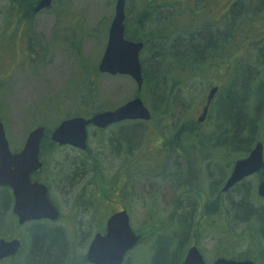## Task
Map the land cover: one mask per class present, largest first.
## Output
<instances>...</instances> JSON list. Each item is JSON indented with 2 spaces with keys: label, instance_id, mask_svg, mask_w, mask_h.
<instances>
[{
  "label": "rangeland",
  "instance_id": "obj_1",
  "mask_svg": "<svg viewBox=\"0 0 264 264\" xmlns=\"http://www.w3.org/2000/svg\"><path fill=\"white\" fill-rule=\"evenodd\" d=\"M147 1L152 0H126L128 27ZM231 1L195 0L186 8L156 10L152 20L137 30L141 36L161 25L168 37L175 38L201 25L216 27L220 38L225 34V44L218 38L213 49L208 47L207 58L196 62L194 72L167 73L169 87L161 94L154 79L138 90L128 76L97 71L116 0H53L26 21L20 20L12 0H0V121L11 152L22 149L28 133L38 126L44 127L48 138L65 119L114 110L136 97L151 115L147 121H122L104 129L89 126L85 151L45 147L38 176L59 217L42 222L45 230L65 232L69 241L65 259L58 264H79L89 242L86 231H103L108 212L121 206L127 210L130 227L143 233L142 242L122 264H152L157 236L156 264H180L191 245L206 264L231 256H248L255 264H264V224L234 221L231 207L244 188L250 203L264 211L256 194L264 170L244 179L238 191H223L234 162L245 156L237 146L223 143L228 133L217 124V113L210 106L204 120L196 121L212 87L224 90L248 69L264 73L258 57V48L264 47V0H244L234 17L229 13L236 2ZM159 44L164 72L174 58L167 53L169 39ZM145 53L143 49L140 57ZM238 85L234 86L239 89ZM249 92L237 95L242 94L250 118L255 116L256 142L262 143L264 156V104L254 112L255 99ZM181 124L192 125L193 131L177 133ZM31 228L30 223L17 224L9 206H0V238L22 240L16 264L30 262Z\"/></svg>",
  "mask_w": 264,
  "mask_h": 264
},
{
  "label": "water",
  "instance_id": "obj_2",
  "mask_svg": "<svg viewBox=\"0 0 264 264\" xmlns=\"http://www.w3.org/2000/svg\"><path fill=\"white\" fill-rule=\"evenodd\" d=\"M52 0H39L33 12L37 13L48 8ZM124 5L125 0H116L114 15L111 20L107 42L102 57L97 66L99 73L109 75H124L131 78L138 90L142 85L139 53L142 42L124 38ZM213 87L202 108L198 122H202L207 114L208 106L216 93ZM150 113L138 97L126 102L114 110L98 112L89 118L72 117L65 119L51 132L52 142L62 146L68 145L79 150H86L87 131L91 125L104 129L112 124L126 120H148ZM44 134V128L38 126L28 133L23 148L17 153H11L5 137L3 124L0 122V186H8L14 195L13 214L17 222L23 224L30 220L50 219L58 217L56 208L47 197L45 186L31 183L30 174L41 168L38 160L39 142ZM264 169L263 147L256 143L247 157L236 160L232 171L224 183L223 191H227L244 178ZM257 195L264 200V179L257 186ZM107 233L96 235L88 250V261L93 264H120L124 254L138 240L132 233L128 217L124 211L111 216L106 222ZM17 239H0V261L14 256L19 249ZM182 264H205L196 246H191ZM212 264H255L250 259L234 260L218 258Z\"/></svg>",
  "mask_w": 264,
  "mask_h": 264
},
{
  "label": "trees",
  "instance_id": "obj_3",
  "mask_svg": "<svg viewBox=\"0 0 264 264\" xmlns=\"http://www.w3.org/2000/svg\"><path fill=\"white\" fill-rule=\"evenodd\" d=\"M37 2L38 0H12L15 12L19 14L20 20L23 21H26L31 18L33 14L32 9ZM237 2L238 3L231 6L229 13L231 16H233L236 10L240 8L241 5H243L244 0H237ZM182 4L183 3H179V1L173 0H152L150 2L147 1V3L145 2L139 14L137 16L135 15V17L130 21L132 25L136 27L135 29H132L134 31L133 34H130V30L133 26L131 28L128 27L127 19L125 20V37L133 41H142L144 44L143 49L147 51V53L143 54V56L140 57L143 83L154 79V86L157 87L155 89L159 88V93L161 94L167 90L168 85H166L165 83V77L167 73L173 72V70L180 72L184 71L185 69H188L190 73L191 71L194 72V66L197 65L196 62L200 61L202 63L203 61H205V59L207 58L205 53L206 49L208 47L210 49H213L215 44L217 45V39L220 38L218 37L219 31H215L216 27H214L215 29L213 27H203L201 32L197 34H192L190 39L186 38L184 39V41H175V43L169 44L167 53L168 55H172L174 59L171 60L168 58L172 66L169 67L170 69H167L166 71L162 72L160 66L162 62V57H159L162 55H160L159 53L161 46L159 44V41L164 42L165 40L167 41L171 38H182V36H180V34H177V37L175 38L173 36L168 37V35H166L165 33V27L161 25L155 26V31L148 34L144 33L141 36H139L137 30H140L142 24H145L152 20L151 15L153 16L152 13H154L153 8L157 10L168 8L167 11L170 12V8L177 7L181 9V6H183V8H186V6L188 5V3L186 2L183 5ZM169 17L170 16L168 15L167 18ZM224 37L225 34L223 33V36H221L220 38V43L222 41V44H225L226 42ZM152 40L157 41L151 42V44H149V41ZM263 45L264 43L261 44V46ZM258 49L260 50V52L258 53V57L262 59L259 63L262 67H264V47H259ZM255 71L256 74H253L254 70L248 69L247 73L245 75L243 74L238 80V82L233 81L232 84L229 85L226 89L219 90L210 105V108H212L217 113V124L222 126L221 129L223 132L228 133L223 143H229L230 146L235 148L237 146L238 152L244 156H246V154H248L251 150V147L255 143H257L254 133L255 116L250 118V115L247 114L246 111L236 109L235 101L236 99H238L239 101H243L241 96L242 94L237 95L239 91L240 93L245 91H251L249 92L250 98L253 97L255 99V106L253 108L254 112H256L260 105L264 104V73L263 71L259 70ZM254 81H256L255 85H253ZM237 83L239 84V89L234 86ZM237 89L239 91H237ZM98 109L99 105L96 104L95 111H98ZM244 115L248 116V120L245 119ZM133 123L134 122H132V124ZM132 128L135 127L132 126ZM179 131L184 133H186L187 131L192 132L193 126L181 124V126H179V128L177 129V133ZM177 133H175L172 139L173 146H175V139L177 137ZM53 145L55 144L50 142V140L44 134V137L40 143V154H44V151L46 149L45 147H55ZM244 181L245 180L235 185V187H233V190L236 189L235 191H238L239 187L243 186ZM238 192V201L231 202L233 220L240 222L251 221V223H255L254 225L262 226L264 224V211L262 210V208L254 207L250 203L248 195L246 194V190L244 188L240 189ZM5 205L6 201L2 197V195H0V206L3 208ZM45 228L46 226L42 223H32V228L30 230V232L32 233V236L30 237L31 244L28 249V256L30 262H28L27 264H31L33 261L37 262V264H56L63 256L65 244L64 237L63 235H61L63 234L62 231H48L45 230ZM159 241L157 244L154 245L156 247L152 256V264L157 263L156 260L159 256L158 250L160 249L158 245ZM20 252L21 250H19L17 256L10 257L2 261H7L9 262V264H16L14 261L17 259ZM231 258L243 259L251 257L231 256Z\"/></svg>",
  "mask_w": 264,
  "mask_h": 264
},
{
  "label": "flooded vegetation",
  "instance_id": "obj_4",
  "mask_svg": "<svg viewBox=\"0 0 264 264\" xmlns=\"http://www.w3.org/2000/svg\"><path fill=\"white\" fill-rule=\"evenodd\" d=\"M176 1H179V3L181 2V3H190V1H191V3L193 2V4H194V1L195 0H176ZM236 2V3H238L237 2V0H232L231 1V4L233 3V2ZM234 2V3H235ZM233 3V4H234ZM227 8H229L230 7V3H228L227 5ZM153 8V7H152ZM153 10H154V13H155V11L157 10V9H155V8H153ZM125 19H126V0H125ZM20 151V150H19ZM13 153H17V152H13ZM41 156H43V155H41L40 154V150H39V156H38V158H39V160H41V162H42V166H41V168L39 169V170H37V171H34V172H32L31 174H30V182L31 183H37V184H40V185H43V186H45V188H46V190H47V196H48V199H49V201H50V203L56 208V206L53 204V202L50 200V197H49V193H48V187L43 183V181H41V177L40 176H38V174L41 172V169H42V167H43V161H42V159H41ZM264 170V169H263ZM263 170L262 171H260V172H257V173H254L253 175H255V174H257V175H262L263 174ZM262 179H264V177H261L260 179H259V182L262 180ZM258 182V183H259ZM0 194H2V197L5 199V201H6V205H7V207L9 206V208H10V211H11V213H12V215H14L13 214V212H12V207H13V204H14V195H13V192H12V190H11V188L10 187H8V186H0ZM97 196H99V195H97ZM106 195H104V197H102L103 199H105L106 200V197H105ZM103 201H99V205H101V203H102ZM82 205H83V203H82ZM98 205V206H99ZM56 210H57V212H58V209L56 208ZM122 211H124L125 213H126V215L128 216V218H129V215H128V213H127V210L125 209V207H123V206H121V208H119V210H117V211H113V212H111V211H109L108 212V215H107V218L105 219V222H104V229H103V231H86V235H89V237L87 238V239H89V242H88V244L86 245V248H85V250L79 255L80 257H79V264H93V263H91V262H89L88 261V257H87V254H88V250H89V247H90V244L92 243V241L94 240V238L96 237V235H101V236H104L106 233H107V231H106V222H107V220L111 217V216H113L114 214H116V213H118V212H122ZM14 217L16 218V216L14 215ZM58 217H59V212H58ZM58 217L55 219V220H57L58 219ZM16 220H17V218H16ZM53 221V220H50V219H40V220H30V221H26V222H24L23 224H25V223H30V224H32V223H42V224H44V222H42V221ZM17 224H18V222H17ZM19 225H21V224H19ZM45 225V224H44ZM49 230L48 231H53V230H55V231H58V229L57 228H55V229H52V228H48ZM131 229H132V233L135 235V236H137L138 237V240H137V242L135 243V245H133L125 254H124V256H123V259H122V262L120 263V264H122V263H124V259L126 258V255H127V253L128 252H130L132 249H134V248H136L137 247V245H139L141 242H142V240H143V233H139V232H137V231H134L133 230V228L131 227ZM78 232H80V231H76V233H78ZM62 233L63 234H61V235H63V237H64V244H65V249H64V253H65V251L67 250V245H68V243H69V241H68V237H67V235L65 234V232H63L62 231ZM32 236V233L30 232V231H27V237H28V242H29V246H30V244H31V240H30V237ZM81 237H82V235H81ZM11 239H17L18 241H19V243H20V248H19V250H22V243H21V241L22 240H20V239H18V238H11ZM10 239V240H11ZM159 239H160V237H158L157 236V243H158V241H159ZM157 243H155V244H157ZM191 246H193V245H191ZM191 246H189L188 247V249L191 247ZM156 247V246H155ZM28 249H29V247H28ZM188 249L186 250V252H185V254H184V257L181 259V261H180V264H182V262H183V260H184V258H185V255H186V253H187V251H188ZM19 252V251H18ZM64 253H63V255H64ZM18 255V253L15 255V256H17ZM15 256H13V257H15ZM63 259H65V256H62L61 257V259L59 260V261H61V260H63ZM217 259V258H216ZM215 259V260H216ZM251 259V258H250ZM204 260V259H203ZM214 260V261H215ZM252 260V259H251ZM204 263H205V261H204ZM31 264H37V262H35V261H33ZM56 264H58V262L56 263ZM206 264V263H205ZM212 264V263H211Z\"/></svg>",
  "mask_w": 264,
  "mask_h": 264
},
{
  "label": "bare ground",
  "instance_id": "obj_5",
  "mask_svg": "<svg viewBox=\"0 0 264 264\" xmlns=\"http://www.w3.org/2000/svg\"><path fill=\"white\" fill-rule=\"evenodd\" d=\"M250 1H252V3L255 2V1L258 2V0H248V2H250ZM259 3H260L259 5L261 6L262 3L261 2H259ZM202 28L203 27H201V25H200L196 29H189L184 35H182V38H175V39L171 38V39H169V44H173V43H175V41H177V42L184 41V39H186V38L190 39L192 34H197V33L201 32ZM215 46H216V44H215ZM253 74H256V71H254ZM255 83H256V81L253 82L254 85H255ZM235 102H236V109H241L242 111H245L248 108V106H244L245 105L244 101H239L238 99H236ZM253 147H254V145H253ZM253 147L251 148V150L253 149ZM262 147H263V145H262ZM250 151H249V153H250ZM248 154H246L245 157H247ZM263 159H264V156H263ZM232 168H233V166H232ZM58 263H59V261H58Z\"/></svg>",
  "mask_w": 264,
  "mask_h": 264
}]
</instances>
